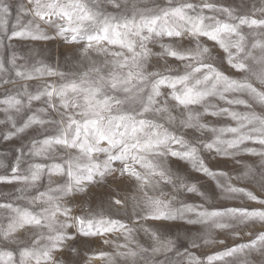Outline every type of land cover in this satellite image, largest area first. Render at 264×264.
I'll use <instances>...</instances> for the list:
<instances>
[{"label":"snow or ice","instance_id":"1","mask_svg":"<svg viewBox=\"0 0 264 264\" xmlns=\"http://www.w3.org/2000/svg\"><path fill=\"white\" fill-rule=\"evenodd\" d=\"M11 13L0 0V49L13 38H62L88 65L66 72L0 55V142L14 149L0 151V183L13 187L0 193V264H264V0L250 8L247 0H27L9 34ZM20 14L32 18L17 30ZM202 150L242 168L233 178ZM171 157L188 161L208 187L175 171ZM109 178L132 179L142 192L131 215L120 214L127 197L69 206ZM233 179L254 181L259 192ZM217 192L254 204L216 205ZM184 193L203 203L176 206ZM177 219L201 226L183 251L178 238L144 223ZM218 230L239 242L227 245ZM89 237L112 250L89 248L81 259L77 241ZM212 245L223 248L192 251Z\"/></svg>","mask_w":264,"mask_h":264},{"label":"rangeland","instance_id":"2","mask_svg":"<svg viewBox=\"0 0 264 264\" xmlns=\"http://www.w3.org/2000/svg\"><path fill=\"white\" fill-rule=\"evenodd\" d=\"M8 2L12 6V13L11 17L9 18V34L13 29V26L16 25V17L18 11V5L21 3H27V0H8ZM161 4L165 2V0H159ZM227 3H233L234 5L238 6L241 3V0H226ZM255 2L257 6H259V0H247L248 7H251V4ZM108 11H112L109 7ZM32 17L30 15L20 14L21 23L17 27H22L23 25L27 24L28 20ZM11 44V47H5L0 49V55L5 57L9 56L13 51L18 54V57H26L28 58L29 63H32L35 60H44L46 63L58 67L62 71H83L87 68L88 62L87 61H80L78 54L75 52L74 45H67L63 42L62 38L53 39L50 41H33L31 38L23 37V38H13L12 41H5V44ZM95 58V57H94ZM24 59H18V63H24ZM49 79H57V78H49ZM57 82L58 79H57ZM30 84V90L35 91L36 84L38 81L33 80L28 82ZM4 89H0V92H3ZM42 106L40 102H33V110L35 108ZM240 110H243V106H240ZM31 114L30 112H26L25 116ZM3 118V113H0V119ZM211 120L214 122H230V118L222 117V118H215L210 117ZM31 133H28L30 135ZM198 135V134H197ZM0 151H8L12 152L14 149L8 145L6 142H0ZM202 157L206 159V161L210 162L211 164H217L219 162L220 166L224 171H228L229 174L234 178L237 173L241 170L242 165L236 164L235 160L231 157H224V156H217L215 152H208V151H201ZM11 158V157H10ZM39 160V158H37ZM238 159H242L243 161L254 165L255 167L259 168V159L256 157H252L248 153H241ZM170 166L177 172L182 175L191 177L193 182L203 185L204 188L208 187V182H206L202 173H197L195 169H193L188 161L180 160L176 157H171L169 159ZM42 183H46L42 181ZM233 183L237 184H247V186L259 192V189L254 181H236L233 179ZM164 191H170V189L165 188ZM13 192V187L9 185H5L0 183V193H7ZM118 194V195H117ZM150 195L153 193H149ZM159 193H156L158 195ZM115 196L119 199H125L127 197V207L122 211L120 214L131 215L133 211L134 201L133 197H140L142 196V192H140L136 188V182L132 179L128 178H118L117 180H112L111 178L108 179L107 184L103 187H98L96 185H92L87 193H79L75 195V198L69 202V206L73 208L74 212H79L81 209L82 203L87 205H91L92 208H99L103 205H106L109 196ZM181 200L186 203H203V201L193 193H184L181 195ZM211 203L216 205H224V206H240L244 204H254L252 201H246L244 199H235V200H225L219 196L217 192L214 196ZM176 206H179L177 204ZM139 211V209H136ZM137 223H140L135 217H133ZM132 221H129L131 223ZM147 226L157 229L162 233H166L170 235L172 238H178V245L180 250L183 251L185 247H188L187 237L192 236L198 233L201 229L200 225H190L187 223L186 220H159L153 221L148 220L144 222ZM256 229L260 228L259 224L255 225ZM137 238L140 242L147 244L148 238L142 231L137 232ZM117 242H122L123 237H120L118 234L113 235L110 237ZM217 238L221 240H225V243L231 246L234 241L239 242V238H228L227 234L223 231H217ZM246 239V237H245ZM78 244H82L83 250L81 252V259H84V251H87L89 248L96 249L98 247L103 246L106 250L111 251L112 247L108 245H103L102 240H97L95 238H82V240L77 241ZM223 248V245H212L207 247H201L200 249H192L197 255H201L205 252H210L215 248ZM158 259H163L162 256L158 257ZM231 259V258H229ZM96 264H100L99 261H96Z\"/></svg>","mask_w":264,"mask_h":264},{"label":"clouds","instance_id":"3","mask_svg":"<svg viewBox=\"0 0 264 264\" xmlns=\"http://www.w3.org/2000/svg\"><path fill=\"white\" fill-rule=\"evenodd\" d=\"M166 97H162L161 99H165ZM173 111H175V112H180L181 110L180 109H173ZM175 127H177L178 129H179V124L177 123L176 125H175ZM180 131H184L183 129H179ZM173 191L175 192V191H178V190H176V189H173ZM179 191H182V190H179ZM180 201H181V195L180 196H177L176 197V204H179L180 203ZM121 211H124V209H122ZM177 220H180V219H177Z\"/></svg>","mask_w":264,"mask_h":264}]
</instances>
